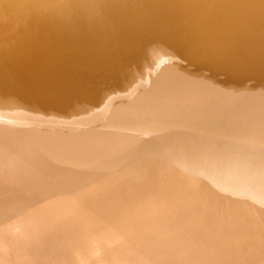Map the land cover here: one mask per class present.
I'll list each match as a JSON object with an SVG mask.
<instances>
[{"label": "bare ground", "instance_id": "1", "mask_svg": "<svg viewBox=\"0 0 264 264\" xmlns=\"http://www.w3.org/2000/svg\"><path fill=\"white\" fill-rule=\"evenodd\" d=\"M258 145L264 0H0V264H144Z\"/></svg>", "mask_w": 264, "mask_h": 264}, {"label": "rangeland", "instance_id": "2", "mask_svg": "<svg viewBox=\"0 0 264 264\" xmlns=\"http://www.w3.org/2000/svg\"><path fill=\"white\" fill-rule=\"evenodd\" d=\"M258 146L234 163L218 167L220 172L203 200L191 204L181 219L174 217L171 224L172 217H167L172 236L158 238L168 228L165 219L163 224L137 228L142 229L134 233L141 242L137 249L144 264H210L207 253L223 257L221 264H264V145ZM140 216L141 212H130L116 219L131 223ZM156 240L161 244L151 245Z\"/></svg>", "mask_w": 264, "mask_h": 264}]
</instances>
